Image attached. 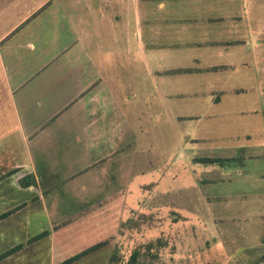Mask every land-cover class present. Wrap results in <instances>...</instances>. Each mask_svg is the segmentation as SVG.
<instances>
[{
	"label": "crops",
	"instance_id": "obj_1",
	"mask_svg": "<svg viewBox=\"0 0 264 264\" xmlns=\"http://www.w3.org/2000/svg\"><path fill=\"white\" fill-rule=\"evenodd\" d=\"M246 8V0H0V257L15 250L0 264L66 260L54 250L37 169L60 146L70 167L85 154L88 185L103 184L108 139L119 136L107 126L119 118L109 117L110 105L122 118L115 99L123 89L137 97L141 70L185 146L208 154L197 159L228 160L197 184H250L263 199L264 26ZM201 193L232 199L210 187ZM253 247L251 264H264V245Z\"/></svg>",
	"mask_w": 264,
	"mask_h": 264
},
{
	"label": "rangeland",
	"instance_id": "obj_2",
	"mask_svg": "<svg viewBox=\"0 0 264 264\" xmlns=\"http://www.w3.org/2000/svg\"><path fill=\"white\" fill-rule=\"evenodd\" d=\"M246 5L256 25L264 26V0H246ZM261 69L258 66L257 72ZM140 73L137 97L130 95L132 89L116 95L115 101L124 108L122 118L116 106L110 105L109 117L119 118L113 129L111 120L107 126L110 134L119 136L118 143L115 137L108 139L110 159L103 184L97 189L88 185L85 173L80 174L88 167L85 154L79 152L82 159L70 167L60 146L49 154L53 157L45 162L46 168L37 169L44 183L46 207L56 224L54 250L63 261L107 242L82 264H251L257 257V247L252 246L264 245V196L257 199V193H249L254 187L250 184H197L217 166L196 162L197 157L208 154L185 146L182 128L168 120L167 106L153 98L147 77L142 70ZM192 124L187 122L184 127ZM191 133H195L194 125ZM80 148L84 149L77 146ZM261 155L252 153V160ZM209 187L232 199H204L201 190L206 193ZM258 212L263 216H255ZM49 248L45 246L46 252ZM134 252L137 257L132 263Z\"/></svg>",
	"mask_w": 264,
	"mask_h": 264
},
{
	"label": "trees",
	"instance_id": "obj_3",
	"mask_svg": "<svg viewBox=\"0 0 264 264\" xmlns=\"http://www.w3.org/2000/svg\"><path fill=\"white\" fill-rule=\"evenodd\" d=\"M227 161H228V160H224V161H223V160L213 159V158H203V159H197V160H196V162H198V163H206V164H217V163H223V162H227ZM22 186H25V185L22 184ZM6 216H7V215L5 214V215L1 216L0 219H1V218H4V217H6ZM106 244H107V242L98 243V244H96V245H94V246H92V247H90V248H88V249H86V250H84V251H82V252H80V253H78V254H76V255L70 257V258H68V259H66L65 261H63V262L60 263V264H72V263L78 261L79 259H81V258L87 256L88 254H90V253H92V252H95L96 250L100 249L101 247L105 246ZM13 251H15V250H11V251H9L8 253H6V254H5L4 256H2V257H5V256L10 255ZM2 257H0V258H2ZM136 257H137V253L134 252V253L132 254V256H131V259L133 260V261H131L132 263H134Z\"/></svg>",
	"mask_w": 264,
	"mask_h": 264
}]
</instances>
